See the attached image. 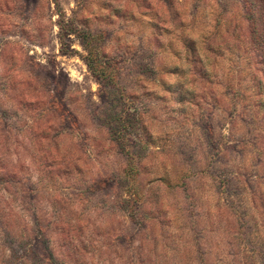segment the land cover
Returning a JSON list of instances; mask_svg holds the SVG:
<instances>
[{
	"label": "rangeland",
	"instance_id": "374dc122",
	"mask_svg": "<svg viewBox=\"0 0 264 264\" xmlns=\"http://www.w3.org/2000/svg\"><path fill=\"white\" fill-rule=\"evenodd\" d=\"M0 264H264V0H0Z\"/></svg>",
	"mask_w": 264,
	"mask_h": 264
}]
</instances>
